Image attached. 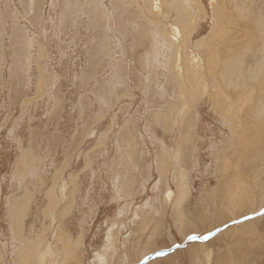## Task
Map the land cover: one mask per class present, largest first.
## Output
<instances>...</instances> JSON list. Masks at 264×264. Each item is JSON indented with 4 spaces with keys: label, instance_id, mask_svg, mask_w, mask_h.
Here are the masks:
<instances>
[{
    "label": "bare ground",
    "instance_id": "1",
    "mask_svg": "<svg viewBox=\"0 0 264 264\" xmlns=\"http://www.w3.org/2000/svg\"><path fill=\"white\" fill-rule=\"evenodd\" d=\"M18 1L23 16L11 9L8 0H0V36L4 32L1 24L10 23L12 79L28 71L34 46L33 36H25L19 23L23 19L33 26L41 24V8L48 1L51 9H59L54 18L60 26L68 23L75 28L84 22L90 33L85 40L86 67L79 77V86H87L95 78L103 59L111 75L93 84L95 99L108 105L117 95V87H123L125 92L130 89V81L143 88L148 108L144 138L130 115L111 139L113 151L100 150L97 155L88 152L91 156L86 154L83 158L88 165L89 158L92 163L102 162L97 166L107 170L115 196L126 198H120L123 203L116 212L121 215L129 210L136 230L130 223L131 227H122V222L115 224L114 220L115 225L110 227L113 230L118 225L117 232L106 231L100 248L92 252L90 259L83 241L85 216L80 208L84 201L83 181L75 172L66 174L54 169L48 174L34 153L37 140L47 136V130L28 127L24 141L27 147L16 145L18 157L10 171L9 184L0 180V209L8 220L9 232V241L0 242V264H6L8 258L12 264H138L155 256L158 257L149 264H178L172 260L174 256H169L170 251H165L164 244H157L165 224L160 215L169 208L181 242L189 234L207 232L208 216L214 221L210 230L220 226L213 238L186 246L188 264H264V0ZM128 37L131 43L123 47L122 42ZM112 41L124 60L129 57L146 71L145 77L124 64V60H113ZM40 48L45 52L43 46ZM137 49L141 51L135 56ZM4 52L0 46V71L6 65ZM38 63L37 67L43 66ZM156 70L162 71L160 82ZM41 77L38 87L42 90L48 85L49 76L42 80L41 73ZM3 87L0 80V90ZM201 102L208 107L209 117L219 121L221 127L217 137L208 138L206 152L201 150L205 141L200 132L205 112ZM90 104L85 99L80 101L79 111L85 114L83 131L94 119ZM52 115L53 119L58 116L54 112ZM90 134L91 137L93 132ZM49 138L59 145L57 134ZM202 153L211 162L214 185L205 186L192 202V174ZM8 188L10 192L5 194ZM138 198L140 201H135ZM71 208L79 218L76 214L74 219L64 218ZM124 214L123 217L128 213ZM75 222H80L81 228L76 237L70 228ZM37 225L40 229L35 232ZM145 229L144 238L132 243L133 230ZM213 239L224 241L220 250L217 246L215 257L206 248Z\"/></svg>",
    "mask_w": 264,
    "mask_h": 264
},
{
    "label": "rangeland",
    "instance_id": "2",
    "mask_svg": "<svg viewBox=\"0 0 264 264\" xmlns=\"http://www.w3.org/2000/svg\"><path fill=\"white\" fill-rule=\"evenodd\" d=\"M8 1L10 2L11 9L19 12L21 16H23V10H21L22 6L18 5L19 1ZM48 5V1H46L41 8V11L43 10L41 13V16L43 15V22H41V24L43 23L42 25L40 24V22H37V25L34 26L31 23V25L33 26L32 27L30 23L23 19H21L19 23V25L23 29V33L25 36H33L32 44L34 46L31 50L29 69L24 74L19 75L18 79H12L10 77L11 69L9 68V64L11 60V55L8 50L10 23L4 22L1 24L4 27V32L0 36V46L3 48V52L5 51L4 57L6 65H4L0 71V80L1 83L4 85L3 89L0 90V180L5 181L6 185L9 184V177L11 175L10 171L15 163V160L18 157L19 148H17L16 145L19 146L21 143L24 148L27 147L26 142H24L26 141L28 136L27 128H43L47 130V136H42L43 138H39V140H37L38 146L34 148V153L35 155L40 157V160H42L41 162L43 164V168L47 171L48 174L53 173L55 171L54 169H58L61 171L64 170L65 173L75 172V175H77L76 177L80 178L78 180L83 181L81 182L83 185V197L81 198L84 201L83 206L80 208H83V214L85 216V220L82 223L84 224L82 225L84 231L83 241L85 246L88 248L87 253L90 258L93 254L92 252H94L95 249L97 251V249L100 248L102 241L104 240V234L106 231L111 229L110 226L112 224H116V222L119 221L117 223L122 222L120 223V225L122 224V227H124L130 226L132 221L129 210L124 211V213L126 212L125 214L128 213L124 217L123 212L121 215H118V213L116 212L119 210L120 204L123 203L122 199L126 200V198L121 194H116L115 196V191L112 188L110 181L108 183V180L110 179L107 170L98 167L102 164V162L100 161L99 163H92L93 159L89 158L91 159L88 160L89 165L90 162L92 165L89 166L88 164L84 163L83 158L86 154L89 155V153L91 155H97V152H99L100 150V152L113 151L114 148H112L111 139L113 135L117 132V130L121 126H123V124H125V120L129 119L128 117H130V115L134 118L135 121H137L138 127L140 128L139 133L141 134V137L144 138L145 134L143 133V124L144 119L147 116L148 107L146 106H148V103L146 97L143 96V88L140 89L136 87V85L134 83H131L130 81H128L127 87V89H130L125 92H123V87H117V95H114L108 105H104L100 103V101L96 100V97H94L91 92L93 84H95V82H97L99 78L103 79L104 77L105 79V76L106 78H109L111 75V69L107 67V64H105V61L103 59L101 60L100 66L95 75V78L97 80L94 78L95 80H90V83L88 82L86 84L87 86L84 85L80 87L82 84L79 81V77L84 72L86 67L85 40H88V38L90 37V33L86 30L87 25L85 26L84 22H80V24L77 25V29V26L74 28L71 24L68 23V25H63L64 27L60 26L57 23L56 18H54L59 13V9H51V7ZM0 10L2 11V8H0ZM130 27L132 26L130 25ZM200 27L199 29H201L202 27L206 29L207 25L205 24V22H203V26L201 28ZM203 31L205 32V34H207L208 30L203 29ZM202 36L203 35L201 34L199 38H201ZM129 40L130 37L126 38V40H123L122 46L127 47L128 43H131V41ZM40 45L45 48V52H42ZM111 45V54L113 60L115 59L123 61L124 59L122 58L121 54H119L118 49L116 48L117 46H115L116 43L112 41ZM139 50L141 51V49ZM139 50H136L135 56L139 53ZM124 58L125 60H127L123 61L124 64L134 67V69H136L138 72L140 71L141 73H139L141 76H146V71H143L142 69L140 70V67L136 61L129 59V57ZM38 60L39 63L37 62ZM40 60L42 63L40 62ZM37 63L38 66L43 65L39 67H44L43 69L46 70H44L45 73H43V69L41 70L39 67H37ZM156 71V78L158 76L157 81L160 82L162 80V71ZM41 73L42 75L44 74L42 80H44V78H48L49 76V78L46 80L48 85L46 86V88H44L45 90L42 88L43 91L38 87L41 82L40 78H42ZM51 95L53 96L50 97ZM82 99L87 100L89 104L91 103L90 113L94 115H91L94 119L91 118L92 120L90 122V126L87 127V130L84 129V131L82 130L81 126L85 114L80 113L79 111V105ZM201 103L200 104L202 106V109H205V112L202 114V123L204 124V126L202 127V130L200 129L201 135H203L202 137L205 138V141L202 145L201 150L204 149V152H206L205 149L209 141L208 138H213L214 135L215 137H217V135H219V128L221 129V127L218 123L219 121L213 120L209 117L208 112L210 111L208 107L203 106V102ZM120 105H122L123 107H119ZM53 112L58 115L57 117L55 116V119L51 118L54 117L52 115ZM91 132H93V134L90 137ZM54 133L59 136V145H56V143L53 144V142H51L49 138ZM146 143L147 142L144 143V147H147L148 143ZM150 148L152 149L153 147L150 146ZM68 150H70V153L68 152ZM75 151L76 153L74 154ZM66 152H68V154ZM77 153L78 155L80 153L81 156H78ZM70 154L72 155V157ZM67 155L70 157H68ZM199 162L200 163L197 170L192 174L194 182V194L192 202H194L196 198H198L199 192H201V190L203 191L205 186L213 187L214 185L213 179L210 177L212 173V168L211 165H209V163L211 164L209 157L207 155H203ZM86 165H88V167H85ZM74 168L77 170H75ZM65 169L69 170L67 171ZM90 169L92 170V172ZM85 180L86 182H84ZM85 191L87 193H84ZM4 192L5 194H7L8 192H10V189H5ZM117 198L122 199L119 200ZM135 201L139 202L140 198L136 199ZM71 209H69L68 211L70 215L68 213L64 214L65 219L73 218L75 214V217H77V212L74 213L75 210ZM3 211L4 210L0 209V242L2 243L9 241V237H7L9 236V232L7 231L8 220L4 217ZM170 211L171 210L169 208L166 210L165 213L163 212L160 215V218H162L163 222L165 223L162 230L163 237L160 238L164 243L161 242L160 239H158L157 244L165 245L163 248H165V251H170L168 254L169 256H174V259L172 260H174V262L176 261L175 263L188 264V257L187 253L185 252L186 246L193 242L196 243L197 241H201V238H205L206 240L213 238V234H216L214 232L216 230L219 231L220 226L210 230L214 225H209H212L214 221L211 219L210 216H208V218H206L205 220V224H208L205 225V227L208 226L206 228L207 232L201 231L197 234H189L181 242L180 233L178 232L176 227H174L170 219ZM117 216L118 219L120 218L119 220H117ZM79 223L75 222L77 226H70V228L74 231H71L72 236L74 237H76L77 234H79V230H81L80 226L78 225ZM125 223L126 225H124ZM225 225L231 226V224L229 223H226ZM39 226L37 225L35 232L40 229ZM75 226L78 228L76 229ZM131 226L132 229L135 228L132 224ZM112 228L113 230L111 229L110 232H117L119 226L116 225ZM114 228L116 229V231ZM120 230L123 229L121 228ZM135 230H133L132 233V243L136 242L138 238H144V236L147 234L146 229L143 231L139 230L138 232ZM171 242L173 243V245L171 244ZM208 244L209 245H207L206 248L212 250V255L215 257L218 251V247L220 250L222 245H224V241H219V239H213V241ZM213 247L216 249H214ZM173 253L175 255H173ZM156 257L158 256H155L154 258ZM154 258L150 260L146 259V262L142 261L138 264H149V262H151V260H153ZM213 258L211 259L213 260ZM11 261L12 259L8 258L6 260V264H12Z\"/></svg>",
    "mask_w": 264,
    "mask_h": 264
},
{
    "label": "water",
    "instance_id": "3",
    "mask_svg": "<svg viewBox=\"0 0 264 264\" xmlns=\"http://www.w3.org/2000/svg\"><path fill=\"white\" fill-rule=\"evenodd\" d=\"M200 240L202 241V240H204V239L201 238ZM148 259H149V258H147V260H148Z\"/></svg>",
    "mask_w": 264,
    "mask_h": 264
}]
</instances>
